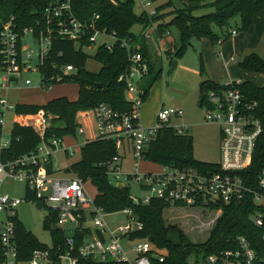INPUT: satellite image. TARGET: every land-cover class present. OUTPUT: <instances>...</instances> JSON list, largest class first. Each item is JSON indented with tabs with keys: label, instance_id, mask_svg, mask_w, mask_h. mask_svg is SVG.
Segmentation results:
<instances>
[{
	"label": "built area",
	"instance_id": "2783aa9c",
	"mask_svg": "<svg viewBox=\"0 0 264 264\" xmlns=\"http://www.w3.org/2000/svg\"><path fill=\"white\" fill-rule=\"evenodd\" d=\"M140 11L147 16L155 14L151 0H137ZM42 26L36 28L23 27L17 30L10 19L0 25V126L5 111L14 113V104L7 101V89L18 86L21 82L29 85L30 80L25 72L38 74L40 87H49L53 81H59L76 72L72 64L48 61L50 38L60 37L72 41L75 46L88 48L95 45L110 50L115 43L126 52L127 64L118 74L117 81L123 83L124 97L129 104L127 111L117 112L107 104L98 102L89 109L76 112V117H84L92 125L91 136L84 137L76 144L75 136L84 134V125L77 122L72 143L64 145L63 136L43 138V132L50 125L52 115L43 109L34 113L16 114L13 122L30 125L38 133L39 141L34 149L19 157L4 161L0 156V180L22 181L31 193L34 202L40 207H47L55 214L51 227L59 228L63 233V246H46L35 248L24 264H80L81 260L90 259L98 263L110 264H149L150 257L160 261L163 250L156 248L147 239L131 237L140 230L139 223L128 208L113 213L123 214L125 220L121 226L109 229L104 220L105 213L88 197L84 182L79 177H56L53 172L47 173L46 165L51 164L53 153L57 149L71 156L75 150L91 139L111 141L117 154L105 166V174L113 184L124 185L133 181L147 195L138 199L129 194L132 203H147L149 199H157L167 209L200 208L213 204H226L245 196L251 198L256 206L249 215L251 223L261 231L264 240V148L262 164L255 176L250 178L248 167L251 165L258 138L263 132L259 119L254 115L255 103L246 99L238 85L241 80L223 81L214 88L202 90L199 109L204 123L215 125L218 129V160L204 168L192 166L174 167L156 165V170L137 171L138 162L147 161L143 151L155 137L157 129L168 125L169 117L180 116L178 107H159L150 126H143L138 120V109L143 101V80L148 76L149 60L143 55L136 43L129 40H118L113 32H107L96 25L98 18L93 14L88 21L77 20L70 9L69 0H52L42 10ZM152 27V24H151ZM229 36L235 32H227ZM30 37L36 41L35 48L24 46V39ZM143 37L156 43L161 49L158 38L153 31H143ZM94 50V52H95ZM162 51V49H161ZM158 55H160L157 53ZM233 61V59H231ZM47 66L55 70V76L44 78L40 67ZM2 92V95H1ZM35 120V126L27 120ZM20 120V119H19ZM12 122V123H13ZM178 133L186 128L174 127ZM8 144V138L0 134V152ZM119 149L130 151L134 160V172L120 175ZM149 162V161H147ZM152 163V162H149ZM250 180L252 182L250 183ZM24 199V198H23ZM25 200V199H24ZM21 199L0 193V248L2 260L0 264H17L14 234L16 207ZM132 239L137 242L131 247H124ZM132 254V256H129ZM204 264H263L244 236H236L234 245L205 256Z\"/></svg>",
	"mask_w": 264,
	"mask_h": 264
},
{
	"label": "trees",
	"instance_id": "16d2710c",
	"mask_svg": "<svg viewBox=\"0 0 264 264\" xmlns=\"http://www.w3.org/2000/svg\"><path fill=\"white\" fill-rule=\"evenodd\" d=\"M52 0H0V25L10 19L17 30L23 27L31 28L35 33L36 28L42 26V10ZM155 2L156 0H151ZM73 16L79 21H88L93 14L98 18L95 23L107 32H113L118 40L133 41L141 53L149 60L148 75H151L143 84V100L151 84L158 78L160 68L153 71L154 64L148 54L144 30L153 31L158 38L163 56L168 59H179L192 38H205L210 45L220 44L230 36L229 20L234 16L238 18V26L233 30L245 31L250 25L252 15L264 8V0H215L210 3L204 0H189L187 4L177 6L176 0H163L155 6V14L147 16L144 12L133 11L134 0H69ZM205 6L212 10L202 14L193 11ZM169 19L164 21V17ZM140 24L142 31L135 36L131 27ZM152 24V27H151ZM174 25L178 32V44H175L168 32V27ZM212 27L219 29V33ZM222 29H224L222 31ZM99 63L96 72L86 71L83 66L88 58L87 54L72 41L52 36L48 51V61L72 64L76 72L51 84L73 82L77 86L76 97L72 100L64 96L54 97L44 104L16 103L13 111L15 114L34 113L43 109L52 115L50 125L43 132V138L60 137L64 134L75 136L77 123L75 113L91 108L98 102L107 104L117 112L127 111L129 104L124 97L123 83L117 81V76L127 64L126 52L117 43L110 50L99 46L92 55ZM237 66L241 71L258 73L263 76V82L255 85L249 81L241 80L238 87L242 95L255 103L254 115L259 119L263 132L258 138L251 165L248 167L250 178L253 179L257 169L262 164V150L264 148V59L254 52L244 55ZM44 78L55 76L56 71L46 65L40 67ZM153 72V73H152ZM152 73V74H151ZM198 74L204 75V67L198 56ZM217 83L203 78L198 83L199 106L202 90L214 88ZM1 134V126H0ZM38 133L30 125H20L13 122L9 131L8 144L0 152L4 161H10L34 149L38 143ZM117 154L113 142L102 139L87 140L79 149V158L72 162L65 170H71L74 176L83 181H88L95 187L93 203L105 213H113L128 207L134 218L141 223L140 230L131 234V237L147 239L156 248L163 250L162 258L150 257L149 264H199L205 256L234 245L236 236H244L250 246L255 250L264 264V240L261 238L260 229L250 221L249 215L255 210L251 198L231 201L226 204H213L209 208H219L220 214L215 219L203 242L192 243L175 226L165 225L162 211L165 204L157 199H149L147 203H132L129 200L128 188L125 185L116 187L107 178L105 166ZM143 158L149 162L174 167L192 166L204 168L211 162L198 161L192 156V138L185 129L178 133L173 126L163 125L157 129L155 137L148 143L143 151ZM47 173L53 172L51 164L46 165ZM252 180H250V183ZM253 183V182H252ZM24 199L33 200L27 186L24 185ZM55 214L49 211L44 218L42 227L50 232L51 245L63 246V233L59 228L51 227ZM14 234L16 245L17 264H24L30 253L35 248H44L47 245L40 243L30 231L24 229L21 223L14 220ZM192 262L189 263V258ZM0 248V262L2 260ZM80 264H110L98 263L90 259L81 260Z\"/></svg>",
	"mask_w": 264,
	"mask_h": 264
},
{
	"label": "rangeland",
	"instance_id": "374dc122",
	"mask_svg": "<svg viewBox=\"0 0 264 264\" xmlns=\"http://www.w3.org/2000/svg\"><path fill=\"white\" fill-rule=\"evenodd\" d=\"M189 0H176L177 6H182L188 3ZM215 0H204L206 3L213 2ZM163 0H156L152 2L153 7L162 3ZM212 10L211 6H205L198 8L193 11L194 14H202ZM133 11L139 13L140 6L137 0H134ZM169 19V15L164 17V21ZM230 29H235V26H238V18L234 16L229 20ZM213 31L219 33V29L212 27ZM224 29H222L223 31ZM132 33L137 36L141 31V25L136 23L131 27ZM168 32L175 44H178V32L177 28L174 25L168 27ZM242 31H237L236 33H241ZM257 33L250 32L249 36L246 38L247 42H244L248 46H252L251 50L247 52H258L260 56L264 59V34L260 40L257 39ZM233 36V35H231ZM146 40V39H145ZM227 40V39H226ZM225 40V41H226ZM205 41V40H204ZM224 42V41H223ZM25 47L35 48L36 41L30 37H26L23 41ZM197 41V39H190L189 45L184 51L181 59V68L174 67V69L169 72V66L167 59L163 56L160 57L162 51L156 43V48L153 47V43L149 40H146L148 54L150 59L154 64L153 71L157 68H160V73L158 78L151 84L149 96L141 103L139 109L141 111V120L148 121L152 123L154 120V115L156 113V107L162 105L163 107L170 106V100L178 99L183 100L185 108H182V114L180 116H171L168 120V125L179 127L182 124H194V123H203L201 110L197 106L198 99V88L193 89L191 92L188 91V82L190 80L189 68H195L198 71V56L202 60L204 67L207 66L213 71L219 72L225 76V81H229L230 78L235 80L240 78L244 81H249L255 85H260L263 82V77L258 73H245L239 70L237 67V62L241 56L237 53H232L234 62L228 63L226 67L223 66L220 57L217 56L219 50V44L210 45L207 42ZM208 45V46H207ZM203 53H201V50ZM95 50V45L83 48V51L87 54L88 58L84 62L83 68L89 72H96L99 68V63L93 59L92 55ZM158 50V54L157 53ZM195 70V69H194ZM153 73V72H152ZM151 73V74H152ZM151 75H148L143 83H146ZM26 77L30 80L29 85H24L21 82L18 86L11 87L7 89L5 97L8 102L16 103H30V104H44L47 100L64 96L67 99H74L76 97L77 86L73 82H63L51 84L49 87H40L38 84V74L35 72H25ZM169 85V88L165 89L164 86ZM2 95V92H1ZM82 111V110H81ZM22 116V114H20ZM76 116V113H75ZM74 116V118H75ZM17 118V122H21L19 115L12 113L11 111H5L3 114V121L1 125V137L7 139L9 137V131L14 119ZM20 119V120H19ZM79 123L84 125V134L75 136L76 144L82 142L84 137L91 136L92 125L88 124V120L84 117H77ZM31 125L35 126V120H27ZM189 134L192 138V156L194 159L203 162H217L218 160V145H208V137L215 135L217 136V127L215 125H206V126H195L188 129ZM69 136V137H67ZM63 137H66L64 142L65 144H70L72 142L70 134H64ZM118 154L121 157L120 163L118 166V172L120 175L124 176L127 174H132L134 172V160L131 157L130 151L125 149H119ZM78 153L76 150L74 153L69 156L62 150L57 149L53 153L51 159V169L53 170V175L56 177H69L74 176L71 170H65L70 162H74L77 159ZM151 171L156 170V165L154 163H149L147 161H140L137 164L136 170H146ZM124 185L128 188V193L138 199L144 198L147 193L143 189L139 188L136 183L133 181L125 182ZM84 189L88 197H93L95 194V187L92 186L88 181L84 182ZM5 192L13 197L21 199L20 204L16 207V217L24 229L31 232V234L42 244L51 245L50 232L48 229L42 227V222L44 218L49 214V209L45 206L40 207L39 209L34 206L30 201L24 200V183L18 180L4 179L0 183V193ZM220 214L219 208H209L204 209L200 208H177V209H164L162 211V218L165 225H172L179 229L186 238L192 242H203L207 235L208 231L213 225L215 219ZM107 222L109 229H114L117 226H121L124 223V216L121 213H107L103 217ZM60 228V227H59ZM137 242L136 239H132L129 244H123L124 247H131ZM132 256V254H129ZM192 262V257L189 258V263ZM199 264H204L203 261H199Z\"/></svg>",
	"mask_w": 264,
	"mask_h": 264
},
{
	"label": "crops",
	"instance_id": "0c3cea01",
	"mask_svg": "<svg viewBox=\"0 0 264 264\" xmlns=\"http://www.w3.org/2000/svg\"><path fill=\"white\" fill-rule=\"evenodd\" d=\"M254 31L257 33V35H256L257 39L260 40L262 38L263 34H264V8H262L260 11L254 13L252 15V19H251L250 25L248 26V28L245 31H242L241 33H238V34L235 33L233 36H230L226 41H224V42L219 44V50L217 52V56L220 57L224 67H226L228 65V63H230V62H234V59L231 56L232 53H234V54L237 53L242 58L244 55L249 53V52H247L248 50L254 49V48H252V46L250 47V46H248L247 44L244 43V42H247L246 38L249 36V33L250 32H254ZM197 41L201 42L202 44H204L203 42H207L209 44V41L207 39H205V38L197 39ZM200 51H201V53H203L202 49ZM254 53H256L257 55L260 56V54L258 52H254ZM161 56H163L162 53H161L160 57ZM181 59L182 58L175 59L176 60V64H175L176 69L177 68H181V63H180ZM231 59H233V61ZM167 62H168V59H167ZM168 64H170V63L168 62ZM188 71L190 73V80L188 82V86H189L188 87V91L189 92H191L193 89L196 90V88H198V83L203 78L208 79L210 81H213L215 83H220V82L225 81V76L223 74H220L219 72L213 71L211 68H208L207 66H205V64H204V75L203 76H200L198 74V71L196 70V67L193 68V69L189 68ZM242 72H244V71H242ZM245 73H248V72H245ZM231 80H233V79L230 78L229 81H231ZM235 80H241V79L240 78H236ZM164 88L165 89L169 88V85H165ZM149 89H150V87H149ZM149 89H148L146 97L149 96V91H150ZM146 97H145V99H146ZM70 100H72V99H70ZM143 101H142V103H143ZM169 103H170L169 107H178L181 110V114H182V108H185L182 99H180V98L178 99V97H177L175 99L170 100ZM159 107H163V106L162 105L157 106L156 107V111L158 110ZM138 120H139L140 124L143 125V126H150L154 122V120L152 121V123H150L148 121H145V120L142 121L141 120V111H140V109H138ZM75 122L79 123V121L77 120V117L75 119ZM206 125H210V124H207V123L203 122V123H194V124L193 123L192 124H182V125H179V126H183L188 131V129L191 128V126L195 127V126H206ZM70 136H72V135H70ZM67 137H69V136H67ZM65 138L66 137H63V142H64ZM71 140H72V138H71ZM218 140H219V134H218V129H217L216 139H215V135H212L211 137H208V145H214V144L218 145ZM64 145H69V144H67V143L65 144V142H64ZM76 152H77V150H76ZM77 153H78V156H77V159H78L79 158V151ZM77 159H75L74 161H76ZM70 164H71V162H70ZM146 170H149V169H146ZM146 170H143V171H146ZM5 179H8V178H5ZM3 181H4V179H1L0 183H2ZM23 198H24V196H23ZM15 218L17 219L16 215H15Z\"/></svg>",
	"mask_w": 264,
	"mask_h": 264
},
{
	"label": "water",
	"instance_id": "95a60500",
	"mask_svg": "<svg viewBox=\"0 0 264 264\" xmlns=\"http://www.w3.org/2000/svg\"><path fill=\"white\" fill-rule=\"evenodd\" d=\"M175 64H176V60L175 59H172L170 61L169 72H171L174 69ZM121 186H122L121 184H117L116 185V187H121ZM129 200H130V202H133V200L131 198ZM34 206L39 209L40 208V202H38V201L37 202H34Z\"/></svg>",
	"mask_w": 264,
	"mask_h": 264
}]
</instances>
